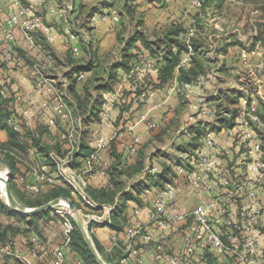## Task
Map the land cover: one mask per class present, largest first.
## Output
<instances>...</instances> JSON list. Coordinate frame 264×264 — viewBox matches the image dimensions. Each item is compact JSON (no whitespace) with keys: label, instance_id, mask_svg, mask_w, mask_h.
<instances>
[{"label":"crops","instance_id":"1","mask_svg":"<svg viewBox=\"0 0 264 264\" xmlns=\"http://www.w3.org/2000/svg\"><path fill=\"white\" fill-rule=\"evenodd\" d=\"M27 1H29L30 4L34 3L36 0ZM45 1L47 6L46 14L40 17L42 20L41 23L51 30L54 39L53 41L49 40L48 44L57 58H55L54 61L44 56L40 49L41 45L37 44L35 40H28L23 30L16 26L14 29V40L17 47L24 52V55L20 56L16 63H10L8 67L9 70L4 72V74L9 73L17 79L16 83L12 86L13 95H11V97L14 99H10V101L4 105V109L7 111L9 109L12 110L14 105L17 106L19 103L17 101L18 96L26 97L27 101L22 104L25 117L28 119V122H30L31 127L35 129L40 127V124H45L47 126L50 132L47 141L50 143H56L58 141L62 143L69 127L76 126L78 122H83L84 137L90 148H93V153L99 155L94 163L96 166L95 169L97 170L96 176L90 181V184L95 188H100L108 183L109 178L104 171L116 161L115 157L112 155V147L114 148V152L121 157L122 164L125 166L134 165L136 159L135 155H131L121 146V143L131 144L135 142L138 148H145V152L147 153L145 157V169L133 175L123 176L125 187L122 193L128 194L126 196V211L132 217L134 216L133 214H135V210L139 208V210L136 211L137 217H135V219L145 224L148 230L153 231L154 241L160 240L164 244L166 255L178 254L183 250L182 235L184 232L188 231L191 220L170 225L169 227H159L157 224L153 223L155 211L152 206L138 207L131 194H134V185H141L142 192H146V194H141L145 200L150 199L147 194H150L151 197L155 193H158V190L161 189V184L164 182L156 178L148 177L147 173H149L150 170L161 173L162 163L166 162L170 164L171 161L176 158V155H172L171 152L183 154L179 151L177 146L183 143L182 141L186 138H181L179 135L188 125L194 124L199 120L207 122L214 129L207 133L211 135V138H208L207 135V137H201L199 141L202 142L200 146L202 147L201 152L204 155L212 159L217 158L218 162L214 167L213 175L215 188L208 197L201 198V196L195 192L194 188L187 185V173L183 170L184 168L175 166L174 170L177 175L174 177L173 181L177 183L178 196L176 199L189 209L199 204L208 205L209 202L215 201L216 214L214 215L216 216L219 213L218 211L224 210L227 212L225 217H234L236 222H240L241 216H253V224L255 225V227H253L258 230L260 248L264 253V178H262L263 180L261 179L263 181L262 184H257L259 181L256 178V170L253 166L257 161L264 162V156L263 151L262 153H258L257 151L250 154L252 147L259 143L258 140L261 136H264V128L262 130L264 121L261 116L264 110H261L263 106L258 107V105L261 104V102L264 103V101L261 100L258 92L256 95H247V92L240 84L237 88H235L236 86L234 84L228 88V90H235L237 95H240L238 102L234 105H230V107L238 110V115L234 123L235 125L231 126L235 128V132L238 135L236 138L227 137L226 125L221 123L222 121L219 117L214 116L215 112L207 116L196 115L198 111H193L192 108L196 107V105L191 106L185 104V100L181 101L180 96L175 94V90L172 91L171 96L168 97L172 88L178 85L176 80L177 71L172 79L171 86H165L159 89H155L151 86L147 91V97L145 96L143 99L144 103L137 105L135 104L136 99H132L133 92L128 81L129 75L122 70V68H118L116 79L114 78L111 80L110 78L108 79L107 76L106 80L101 81L103 82V89L105 86L107 89L102 90L105 103L103 104L102 112L98 119L89 112L88 106L85 113L78 114L73 112L70 118L66 120L61 118L55 119L52 113L42 115L39 106L44 99H50L51 96L48 94L41 96L34 92L35 74L33 65L41 63L48 80L55 83L58 88H65L69 97L73 102H76L75 92L79 96H83L87 81L90 78L92 79L94 75V69L91 70L87 68L88 62L95 59L97 61L95 64H98L99 61L107 57L105 55L113 47L118 48L117 34L122 28L121 18L119 19L118 16L113 18V15L110 13L112 7L102 8L101 6L100 10L94 12L90 17L91 22H87L89 27L87 31V28L82 25L83 22L90 19L86 18L85 14L87 0H69L71 6L67 7L69 11L66 12V14L61 11L62 6H64L63 0ZM101 1L103 2V0ZM52 8H54V11H51ZM19 13L17 7L12 4L10 5V0H0V41H2L5 36V28L7 26L6 20L14 15H18L19 18H21ZM69 23L73 24V26H77L79 30V34L74 39L67 37L65 33V29L69 26ZM110 39H113V44H111L112 40ZM243 43L247 44L245 40ZM250 43L249 41L248 44ZM258 43L259 42H255V46ZM109 47L110 49H108ZM70 49H72V53L75 55L73 56L74 59L85 67V70L80 71L83 75L82 80L78 79L80 74L73 72L75 78L74 87H72L70 78L72 76L70 75L72 65L67 63V54L70 53ZM241 51L242 48L239 46L237 49L233 48L228 55L224 56V63L222 64H226L228 69H230L231 67L229 65L232 64L229 62L232 59H236L238 62L241 61ZM231 53H233V57H231ZM253 61L257 63L262 62V56H256V60L254 59ZM240 64L241 63H237V65ZM237 68L240 69V67ZM54 70L58 71V73H53ZM229 72L230 70L225 73ZM223 73L224 72L220 74L218 71L217 74L211 71L213 76L221 79V82L225 83L227 79L224 77L225 80H222L223 77L221 75H223ZM150 77L153 82L157 81L156 68L152 71ZM223 83L221 84L223 85ZM221 84L212 86L213 89L211 88L212 90H210L209 93L208 90L205 89L207 90L205 99L207 100V97L214 98L219 89H225ZM225 90H227V88ZM185 93H189L192 97L196 95L202 97L201 91L197 87L190 88ZM210 102L212 101L210 100ZM249 102L251 106L248 105ZM209 103H207L208 106ZM249 107L254 108L250 110ZM209 108H213L214 110L215 107L210 104ZM142 117L145 118L143 121H141ZM247 118L252 122H249ZM52 119L55 120L56 124H49ZM46 123H48L49 126ZM101 138H105L104 146L98 148ZM7 139V131L0 128V141L6 142ZM153 144H156L157 148H154ZM67 146L68 145H64L65 148ZM30 153L31 159L37 160L40 170L45 167V171L52 176H56L51 167L43 161L42 157H39L34 150H31ZM177 157L182 158L180 156ZM186 157L185 155L183 158ZM83 161L84 162H82L79 168L84 169L86 167V160ZM7 169L9 170V168ZM146 169H148L147 173ZM20 170L26 173L25 177L30 180L28 182L35 185H42L44 183L39 181L36 175L24 166H20ZM27 170L28 172H26ZM7 173L9 174V171ZM20 182L19 187L21 186L20 188L23 189V183ZM51 186L52 185L48 184L42 185L39 191L55 187ZM43 191L37 195L35 194L36 191H25L24 194L28 198H31L30 196L39 198L44 194L45 191ZM253 191L256 192L258 202L255 205H250L252 197L251 192ZM117 200L123 201L124 199H122V196H117L116 201ZM104 206L110 205H102L99 207H101L100 209L102 210ZM251 208H253V210L254 208H258L262 215L259 213V215L254 217ZM248 222H250V220H248ZM93 233L108 252L112 251L115 246H119L117 245L119 243L125 246L124 248L122 247L121 250L126 252L127 255L121 259L120 264H136L137 257H142L144 264H158V262L154 260L155 257L153 253L150 254L147 251V242L142 237H138L136 238L137 240L135 239L130 242L124 238L123 233H116L109 227H97L93 230ZM57 250H61L65 256L63 264H83L76 253L69 247L68 240L65 246L54 248L50 258L51 260L48 261V264H57ZM132 251L134 253H132ZM199 253L200 255L198 254V257L201 258L204 251L199 250ZM218 257V264H235L234 261L231 260L233 258L229 254L219 255ZM262 264H264V259L262 260Z\"/></svg>","mask_w":264,"mask_h":264},{"label":"trees","instance_id":"2","mask_svg":"<svg viewBox=\"0 0 264 264\" xmlns=\"http://www.w3.org/2000/svg\"><path fill=\"white\" fill-rule=\"evenodd\" d=\"M103 1L104 2L102 8H109L115 6L113 0H103ZM138 1L139 0H124V5L122 6L123 10L120 11L118 16L119 19L121 18L122 28L121 31L117 34V41L119 44L118 48L116 49L117 51L112 53L111 57L107 56L101 61H99L98 64H95V62H97L95 59L93 61L88 62L87 68L91 70L94 69L93 71L94 75L92 79L90 78L87 81V84L84 87L85 90L84 95L79 96L75 92L76 102H73V100L66 93L65 88L62 87L60 88V90L64 93L65 100L69 103V106L72 107L73 112H76L78 114L85 113V111L89 107V112L98 119L100 113L102 112L103 104L105 103V98L103 97L102 90L107 89L106 86L103 89L102 87L103 82L101 81L106 80L107 76L108 79L109 78L111 80L114 78L116 79V76L118 74L117 73L118 68H122V70H124L129 75L128 81L130 83V87L133 92L132 99H136L135 104L137 105L144 103L141 96L142 94L146 96V94H148L147 91L151 86L155 89L163 88L165 86H171V82L175 76L176 71H177L176 80L178 82V88L175 90V94L180 96L181 101L185 100V92H187L190 88L186 90L183 88L181 91L180 90L178 91L180 87H184V85L186 84H191L192 85L191 88L193 87H199L200 89L204 88L203 85L204 82L206 81L205 78L207 77L208 74L211 73L210 70L206 69L207 67L206 65L211 61V57L209 56L206 57L204 56L203 53L207 47L206 46H205L206 48L203 47L205 45L203 43L204 35L203 32L197 26L198 24L197 21L201 17V12L197 11L196 15L193 16L192 18L193 22L191 26L190 25L186 26L182 22L179 23L172 21L168 23L166 26H162L160 29L157 28V30H154L153 31L154 35L152 36V35H147L145 32L141 30L144 21L143 19L138 18V17H142L139 16L141 14L140 12L137 11ZM208 1L209 0H205L204 5L207 4ZM92 8L90 9L92 11L89 12L88 14L87 12H85L86 18L88 19L91 17L92 14H94V12L98 10L97 7H92ZM88 21L89 20H86L85 22L82 23V25L87 28V31L89 29L87 24ZM69 26L72 29V31L76 33V35L79 34V30L77 26H73V24L71 23H69ZM191 30H193L192 31L193 33H191ZM263 32L264 30L261 29L260 35H262ZM32 34L34 37L33 40H35L37 44L41 45L40 49L43 52L44 56L53 60L57 58V56L50 49V45L48 44L49 39L41 29L32 31ZM66 36L69 37L68 35ZM258 40H261V38H258V36L255 37L250 47L255 48V42H257ZM218 42H219L217 46L218 52L223 56L228 55L233 48L237 49L238 46L241 48H247V44L243 43L234 34L229 35L228 37H223L219 39ZM8 44L12 54L11 59L3 60L0 63V128L5 129L7 131L8 139L6 142L0 141V150L4 153L3 154L4 158L2 160V163L7 168H9L10 189L12 193L15 196H17V199L19 200L20 203H22L24 206H29L30 208L39 207L51 200L60 197H65L71 200L74 206L79 207V205H81L79 208L82 207L83 209L91 211V208H89L88 204L83 200L82 196L79 194H73V189L70 188L59 177H56L54 183L48 184V185H52L51 187L53 186L55 187L48 188L47 190H44L45 192L42 190L44 194H42L43 196L41 195V197L39 198L37 197L34 198L32 196H30L31 198L26 197V195L24 194L26 190L24 188L21 189L20 188L21 186L19 187L20 181L23 183L22 187H24L26 183L32 184L28 182L30 180H28L25 177L26 173L20 170V166H24L30 172L33 171V168L26 166V164L22 161V158L20 157L25 154L28 155L31 150H34L39 157H42L43 161L51 167L52 171L55 174H57L58 165L52 158H50V153L54 152L57 154L58 157L61 158L65 157L68 154V152L71 149L70 141H69V132L71 127H69V129L67 130V133L65 134V138L64 140H62L63 141L62 143H60L59 141L56 143L46 142L44 141V136L47 135L49 137L50 132L45 124H40L39 125L40 127L35 129L34 127H31V125H27L28 119L25 117V114L22 111L16 110L15 105L14 108H12V110L9 109L7 111L4 109V105L7 104L10 101V99L11 100L14 99L13 97H11V95H13L12 85L10 86V84L7 83L6 80H4L3 77L4 72H6L10 63L12 62L16 63L18 58L24 55V52L17 47V44L15 43L14 39L12 42ZM8 44L5 43L4 39L0 41V48H1L0 50L7 47ZM69 51L70 53L67 54V58H68L67 63L72 65V71L70 72L71 73L70 75L72 76L70 78H71L72 87H74L75 78L73 76L74 75L73 72L81 74L80 71L85 70V67L74 59L73 56L75 55L72 53V49H70ZM183 57H187V62L184 65L181 64V58ZM147 62H150L152 66L147 68L144 72L140 70H134L137 65L142 66ZM33 66L34 67L41 66L42 68L41 63H36ZM155 68L157 70V81L153 82L151 80L150 75ZM219 70L222 73V72H227L229 69L226 66V64H222ZM138 74H142L143 76L139 78ZM199 78L203 79L202 84H199ZM1 91L5 92L6 96H3ZM245 91L247 92V95L254 94L253 89L247 88V85L245 87ZM170 96L171 95H169L168 97ZM239 97L240 95L239 94L237 95L235 90L219 89L217 91V95L214 98L207 97L206 100L207 103H209L210 100L213 102V103L210 102L209 106L210 104H212V106L215 107L214 110L213 108L212 109L209 108L207 104L206 106L207 112H203L205 109H203L202 107L199 108L196 115L207 116L215 112L214 116L219 117L220 120L222 121L221 123L226 125L225 129H226L227 137L236 138L238 137L236 132H234L233 135H230L229 130L234 128L231 126L235 125L234 123L238 115V110L234 109L233 107H230V105L236 104L239 100ZM263 104L264 103L261 102V104L258 105V107L263 106L261 110H264ZM248 105L251 106L250 102L248 103ZM252 108L254 107H251L250 110ZM208 109L211 110L209 111ZM41 113L42 115L45 114L48 115L49 113H52L55 119L61 118L57 113L54 112H44L41 110ZM12 115L14 120H16L19 126L17 130L11 128L6 123L7 119ZM261 116L262 119L264 120V112ZM248 121L250 122L251 120L248 119ZM46 124L49 126L48 123ZM210 130L213 131L214 130L213 127L207 122H203L202 120H199L194 124L188 125L179 135L181 138L186 137L185 138L186 140L184 139L182 141L183 143L177 146L179 151H181V153L185 154L187 157L186 158L176 157L174 158V160L171 161L170 164L163 162L161 173H157L151 170L149 171V173H147L148 169H146L147 170L146 173L148 174V177L156 178L157 180L162 181L164 183L161 184L160 186L161 189L158 190V193H155L153 196L148 197L150 199H146V200L141 195L143 193L146 194L145 191L142 192L141 185H134L133 188L134 194L133 195L131 194V196H133L132 198H134L138 207L152 206V208L156 212V208L154 205L155 200L158 195L163 194L165 192V190L167 189L166 188L167 184H172L176 187L175 196L170 203L181 204L176 199L178 196L177 186H176L177 183H175L173 179L177 174L174 170V167L175 166L179 168L183 167L184 168L183 170L188 174L189 172L194 170L195 167L194 163L197 162L199 157L201 156L207 157L201 152L202 147L200 145L202 144V142L199 140L203 136L207 137V133L210 132ZM84 133L85 132L83 130L81 134V138L79 139V142L76 144V151L73 153L72 165L77 170L82 169L79 168V166H81L82 162H84L83 160H87L94 152L93 148H90L86 138L84 137ZM258 142L259 143L257 144L260 145V149L258 153H262L263 151V156H264V136H261ZM64 145H68V146L65 148ZM112 150H113L112 155L115 157L116 161L113 162L111 166L106 169V171H104L108 175L109 178L108 183L100 188H95L92 184H90V181L92 180L90 179L88 185L85 187V191L90 197V199L93 202H95L97 205L114 206V209L111 212V217H110L111 223L107 227H109L112 231H115L116 233H123L125 238L126 230L130 228L132 224L138 223V220H136L135 217H137L136 211H138L139 208L135 210V214H133L134 216L132 217L126 211L127 210L126 196L128 194L122 193L125 187V180L123 179V176L133 175L140 171L142 172L146 166L145 157L147 153L145 152V148H141V149L138 148L136 143V151L134 153H130L131 155H135L136 161L134 165L125 166L124 164H122L121 157L114 152L113 147ZM28 170L26 172H28ZM96 171L97 170L95 169V173ZM213 175H214V171L210 174L209 179L214 184ZM262 180L257 182V184L258 183L262 184L263 182ZM186 183L187 185L192 187L187 182V179H186ZM214 188H215V184H214ZM42 191L35 192V194L37 195ZM211 193L212 192L210 191L205 195H199V194L198 195L201 196V198H205L208 197ZM117 196L118 197L122 196V199L124 200L116 201ZM257 202H258L257 196L255 198L251 197L250 205H255ZM2 205L3 204H0V207L2 209L8 210L7 211L8 213L10 211L11 214L17 215L21 219L31 221L30 224L37 222V219L42 215V213L25 215L20 212H14L13 210H11L10 207L2 206ZM187 209L192 210L189 208ZM93 211L97 213L100 212L101 209L99 207L97 209H94ZM251 211L253 213V208H251ZM226 214L227 212L224 210L222 212L219 211L216 217L221 216L223 222L221 224L216 223L215 215H213L211 217L212 223L215 225V227H218L227 233H233L234 237L237 239L238 242H243L246 236V227H247L246 225H251V227L253 226L255 227V225L253 224L254 221L253 216L252 217L249 215L241 216L240 222H236L234 220V217H225ZM260 214L262 215V213ZM189 220L191 219H188L187 221ZM228 220H231L230 225H227ZM248 220H250V222H248ZM191 224H192V220L190 225ZM190 225L188 226V229ZM10 229L11 228L7 226L0 227V243L5 244L4 234ZM89 230L91 232L95 245L99 253L103 257V259L108 264H120L121 259L125 255H127L126 252L121 250L122 247L124 248L125 246L119 243L117 244L119 246H115L112 251L108 252L94 235L92 230V225L89 227ZM38 238L40 239V235L38 236ZM67 238H68L67 240L69 241V247L74 253H76V255L79 257V259L83 264H100L97 261L96 257L93 255L89 246L87 245L86 240L77 223H74L73 229L69 232ZM223 239L224 241H226L225 237H223ZM155 242L156 243L152 242V244L147 243L148 248L150 246H153L154 244L162 245L165 248L164 244L160 240H156ZM5 246L6 245H4L3 247ZM199 250L204 251L202 257L206 259L207 264H218L219 261L218 256L226 255V254H229L234 259L231 260L234 261L235 264H239L236 261V257L233 254L230 253L218 254L209 245L207 247L200 248ZM199 250H198V254L200 255ZM262 254H263L262 258L264 259V253ZM3 257L4 260L7 261V257L5 256ZM154 260L157 261L155 258ZM136 262H137L136 264H141L138 261ZM143 264H144V260H143ZM158 264H162V263L158 262ZM260 264H262V262Z\"/></svg>","mask_w":264,"mask_h":264},{"label":"rangeland","instance_id":"3","mask_svg":"<svg viewBox=\"0 0 264 264\" xmlns=\"http://www.w3.org/2000/svg\"><path fill=\"white\" fill-rule=\"evenodd\" d=\"M20 1L22 6L27 8L30 7L29 1ZM69 2V0H63V5L65 7L71 6ZM103 2L101 0H87V8L85 12L88 14L92 11L90 9L95 6L100 10L101 6H103ZM113 2L115 6L112 7L110 13L114 18L119 16L120 11L123 10L122 6L124 5V0H113ZM204 2L205 0H139L137 2V11L140 12L141 15L139 16L142 17L138 18L143 19L144 21L142 28H140L147 35L153 36L154 30H157V28L160 29L162 26H166L172 21L179 23L182 22L186 26H191L193 16L196 15L197 11L201 12V17L197 21V26L204 35L203 43L205 45L203 47H207H205L206 49L203 52L204 56L211 57V61L206 65V69L210 70V72L213 71L218 74L219 71L220 74H222L221 71L218 70L222 63H224V56L220 54L217 49L219 39L234 34L238 39H241L242 42L245 40L247 44L249 41L251 43L247 45V48H242L240 53L241 61L238 62V60L232 59L229 62L232 64L229 65L231 67L229 69L230 72H224L223 75H221L223 77L222 80L227 79L228 81L226 80V82L223 83L221 82V79H218L211 73L208 74L205 78L206 81L203 85L204 88L201 87L202 89H200L197 87L200 89L202 97L198 95L192 97L189 93H185V103L191 106H200L201 103L207 104L205 99V96H207V90L209 93V91L213 89L212 86H217V84L221 83H223V85H221L225 89L230 88L229 86L232 84L237 88L240 84L245 90L247 85V88L253 89L254 94L258 92L261 100L264 101V32L260 35L261 29L264 30V0H209L205 5ZM11 4L13 5L12 0H10V5ZM33 7V11L35 10L37 16H45L47 8L45 0L43 1L42 6L33 5ZM88 22H91V18ZM192 31L193 30H191V33H193ZM257 36L258 38H261V40L257 41L259 43L255 48H251L252 40ZM110 40H112L111 44H113V39ZM108 49H110V47ZM116 49L117 48L113 47L107 54L105 53V56L111 57L112 53L117 51ZM230 55L231 57L234 56L233 53ZM256 56H262V62L257 63L253 61L254 59L256 60ZM237 63L241 64L237 65ZM237 67H240V69ZM53 73H58V71L54 70ZM3 77L10 86H13L17 81L16 77L9 73H5ZM192 108L193 111L199 110V108L196 107ZM77 124L75 137L79 138L84 130V126L83 122ZM78 127H80L81 132L80 130L78 131ZM263 128L264 125L262 130ZM47 139L48 136H44V141L48 142ZM153 146L154 148H157L156 144H153ZM3 154L4 153L0 150V172H6L4 177L8 178V184L10 185L9 174L7 173L9 170L2 163L4 158ZM30 154L31 153L29 152L28 155L25 154L20 157L26 166L30 168H38L37 160L31 159ZM171 154L176 155V157H185V154H179V152H171ZM147 196L150 197V194H147ZM57 199L60 201L63 200V197ZM15 200L21 205V207L30 208L29 206H24L20 203L17 196H15ZM0 204H3L2 206L10 207L14 212H20L9 205L6 193L2 190L1 186ZM80 206L81 205H79V207ZM79 207H77V209L83 217H85L84 215H92L95 213ZM7 211L8 210H4L0 207V227L7 226L11 228L4 234L5 244L0 243V264H48V261L51 260L50 258L54 248L63 247L67 242V234H69V232H67V223H71L72 226H74V223H77L75 213L70 209L68 203H59L51 209L40 212L42 215L37 219V222L31 224V221L21 219L17 215H13L10 211L9 213ZM39 235L40 239L38 238ZM4 245L6 246L3 247ZM3 256L7 257V261L4 260ZM56 259L58 264L59 257H57V254ZM64 259L65 258H63V260ZM62 262L60 263L62 264Z\"/></svg>","mask_w":264,"mask_h":264},{"label":"built area","instance_id":"4","mask_svg":"<svg viewBox=\"0 0 264 264\" xmlns=\"http://www.w3.org/2000/svg\"><path fill=\"white\" fill-rule=\"evenodd\" d=\"M13 5L19 9V14L14 15L8 20L4 40L5 43H10L14 39V29L19 27L23 30L26 38L28 40H33L32 31L41 29L47 38L50 41H53V36L51 30L47 26L42 25V20L35 10L33 11L34 6H42L44 0H36L34 3H30V7H24L21 4L20 0H12ZM54 11V8L51 9ZM62 13L68 12V8L62 6ZM65 33L69 36V38L74 39L77 37L76 33L72 31L70 26L65 29ZM11 51L9 44L4 49L0 50V63L3 60L11 59ZM187 62V57L181 58V64L184 65ZM152 64L147 62L144 65H137L134 70H140L144 72L147 68L151 67ZM35 74V88L34 92L39 95H50V99H44L39 108L44 112H54L57 113L62 119H69L73 114L72 107L69 106V103L64 98V93L58 88L55 83H52L46 77L43 68L41 66L34 67ZM143 75L138 74V77L141 78ZM83 75L80 74L78 79L81 80ZM203 79L199 78V84H202ZM191 84H186L184 87H180L178 91L184 89L191 88ZM177 86H174L172 90L169 92V95L172 94V91L176 90ZM3 96H6L5 92L1 91ZM142 99L145 98V95L142 94ZM17 101L19 102L16 106L17 111H22L24 114V110L22 104L27 101V98L24 96H18ZM136 101V100H135ZM34 103V102H32ZM197 108L205 109L206 104L201 103L200 106H196ZM145 118L142 117L141 121ZM8 126L14 129H18V124L16 120H14L13 115L7 119ZM54 119L50 120L49 124L53 125ZM79 123V122H78ZM81 123V122H80ZM27 125H30V122H27ZM78 125V124H77ZM77 126H71L69 132V141H70V151L68 154L61 158L58 157L56 153L51 152L50 158H52L58 165L56 176H52L45 171V167L41 170L39 168H33L32 173L36 175L39 181L43 184H52L55 182L56 177L61 178L70 188L73 189V194H79L82 196L83 200L88 204L89 208H91L90 212L94 209L99 208V206L93 202L88 194L85 191V187L88 185L90 179H94L96 176L95 173V161L98 159L99 155L97 153H93L86 160V167L82 170H77L72 165L73 153L76 151V144L79 142V138L75 137V131ZM81 129L78 127V131ZM235 129L232 128L229 130V134L233 135ZM208 138H211L210 134H207ZM105 138H101L98 148H102L104 146ZM121 146L126 149L129 153H134L136 151V143L132 142L131 144L121 143ZM260 149L259 144H255L250 150V154L253 152H257ZM195 162V161H194ZM193 162V163H194ZM217 162V158H207L201 156L198 158L197 162L194 163V170L187 174V182L195 189L196 193L199 195H205L212 192L214 188V184L210 181V174L214 171L215 164ZM256 170V178L260 181L264 178V162L257 161L253 164ZM46 183V184H45ZM42 185L28 184L24 185V189L26 191H36L38 192ZM167 189L163 194L157 196L155 200V208L156 212L153 218L155 224L159 227H169L170 225H175L180 222L187 221L188 219L192 220V224L190 225L187 232L182 235L183 241V250L174 255H166L165 248L162 245L154 244L147 248V251L154 255L155 259L162 264H207L206 259L198 257V250L200 248L207 247L208 245L217 252L218 254H226L230 253L236 257V261L239 264H260L262 262L263 252L260 249V238L257 230L251 226L246 227V236L243 242H238L234 237L233 233H227L222 229L215 227V225L211 221V217L216 214L215 207L216 202H209L208 205H199L192 210H188L184 204H173L170 203L171 200L175 196L176 187L172 184L166 185ZM252 198L256 197V192H251ZM101 208V207H100ZM114 206H104L100 212H95L92 215H84L85 220L87 221L88 227L92 225V230L95 227H107L111 223V212L113 211ZM223 211V210H222ZM221 211V212H222ZM219 212V211H218ZM259 209L254 208L253 215L254 217L259 214ZM215 221L218 224L223 222L221 216H215ZM231 224V220L227 221V225ZM68 230L70 232L73 229L71 223H67ZM142 237L147 243L152 244V242L156 243L153 239L154 233L151 230L147 229L145 224L140 222L136 224H132L130 228H128L125 232V238L132 242L135 238ZM223 237L226 238L224 241ZM117 239V238H115ZM130 247V246H129ZM58 252V253H57ZM132 253H134L132 251ZM58 259V264L64 261V254L62 251H56ZM60 261V262H59ZM137 261L143 264V259L141 257L137 258ZM63 263V262H62Z\"/></svg>","mask_w":264,"mask_h":264},{"label":"water","instance_id":"5","mask_svg":"<svg viewBox=\"0 0 264 264\" xmlns=\"http://www.w3.org/2000/svg\"><path fill=\"white\" fill-rule=\"evenodd\" d=\"M0 182H3L5 184V193H6V197H7L9 205L11 207H13L15 210L20 211L21 213L28 214V215L37 214V213L43 212L45 210L51 209L60 203L59 199H55V200H52V201H50V202H48L42 206H39V207L23 208L15 200V197H14V195L10 189V186L8 184V178H6L0 174ZM63 200H65L68 203L70 209L75 213L77 224H78V226H79V228H80V230H81V232H82V234L86 240L87 245L89 246L93 255L96 257L97 261L100 264H108L103 259L101 254L99 253L85 218L80 214V211L77 209L76 206L73 205L71 200H69L68 198H65V197H63Z\"/></svg>","mask_w":264,"mask_h":264},{"label":"bare ground","instance_id":"6","mask_svg":"<svg viewBox=\"0 0 264 264\" xmlns=\"http://www.w3.org/2000/svg\"><path fill=\"white\" fill-rule=\"evenodd\" d=\"M5 173L4 172H0V174L3 175V176H5ZM0 186H1L2 190L5 192V184L3 182H0ZM60 203L67 204V202H65L64 200H60Z\"/></svg>","mask_w":264,"mask_h":264}]
</instances>
